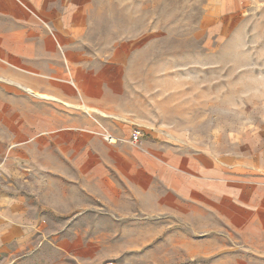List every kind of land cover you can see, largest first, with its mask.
<instances>
[{"label": "crops", "instance_id": "crops-1", "mask_svg": "<svg viewBox=\"0 0 264 264\" xmlns=\"http://www.w3.org/2000/svg\"><path fill=\"white\" fill-rule=\"evenodd\" d=\"M144 35L116 0H0V264H102L117 212L169 224L183 264H264V117L223 148L159 138Z\"/></svg>", "mask_w": 264, "mask_h": 264}, {"label": "rangeland", "instance_id": "rangeland-1", "mask_svg": "<svg viewBox=\"0 0 264 264\" xmlns=\"http://www.w3.org/2000/svg\"><path fill=\"white\" fill-rule=\"evenodd\" d=\"M116 25L145 33L146 128L159 138L223 148L264 117V0H116ZM121 213L100 227L117 255L102 264H183L169 224Z\"/></svg>", "mask_w": 264, "mask_h": 264}, {"label": "built area", "instance_id": "built-area-1", "mask_svg": "<svg viewBox=\"0 0 264 264\" xmlns=\"http://www.w3.org/2000/svg\"><path fill=\"white\" fill-rule=\"evenodd\" d=\"M142 135H143L142 130H141L140 128L137 127V128H135V129L133 130L132 135H131L129 141H130L131 143H133V144H138V143L140 142V139H141ZM103 136H104L108 141H110V142H114V141L116 140L111 134H109V133H107V132H104V133H103Z\"/></svg>", "mask_w": 264, "mask_h": 264}]
</instances>
